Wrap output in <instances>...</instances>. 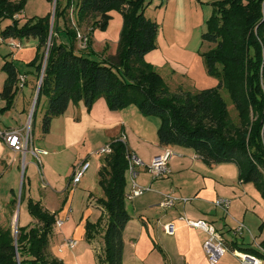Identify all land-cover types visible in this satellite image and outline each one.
<instances>
[{"label": "trees", "instance_id": "16d2710c", "mask_svg": "<svg viewBox=\"0 0 264 264\" xmlns=\"http://www.w3.org/2000/svg\"><path fill=\"white\" fill-rule=\"evenodd\" d=\"M24 1L0 0V20H11L0 31V39H37V52L31 64L32 75L36 77L34 90L47 49L31 116L32 122L43 97L45 109L40 127L43 136L49 133L52 120L63 115L69 104L82 102L88 112L100 98L110 111L132 106L144 116L159 119L156 136L160 146L190 148L207 166L235 164L238 180L253 184L264 201V0L211 3L212 12L200 38L213 46L201 56L207 74L215 77L218 84L201 91L179 89L174 93L169 91L156 69L144 60L145 54L155 48L158 33V25L144 15L147 0H76L73 10L76 27H88L89 33L106 31L112 19L110 10L121 15L115 64L90 59V39H86L87 53L76 51V34L65 19L72 0H67L63 8L56 0L52 26L50 17H45L30 19L19 27L17 18ZM61 17L71 40L68 45L57 43V21ZM2 71L6 78L0 98L9 108L19 89L20 74L12 61H5ZM222 90L227 92L234 106V119L227 110ZM110 146L112 153L105 157L99 171L98 184L104 198L97 202L106 223L103 257L96 255L97 264H123L122 232L130 220L124 209L127 146L118 140L112 141ZM23 186L24 181L22 190ZM23 200L21 192L20 204ZM11 203L15 204L14 200ZM26 207L35 221L33 225L18 226L15 238L9 227H0V264H63L48 251L55 215L31 198L27 199ZM103 220L101 217L93 224L86 223L88 243ZM229 249L235 250V247ZM245 252L258 255L253 249Z\"/></svg>", "mask_w": 264, "mask_h": 264}, {"label": "crops", "instance_id": "0c3cea01", "mask_svg": "<svg viewBox=\"0 0 264 264\" xmlns=\"http://www.w3.org/2000/svg\"><path fill=\"white\" fill-rule=\"evenodd\" d=\"M214 1L216 0H173L170 1L171 3L166 4L163 12L165 13L168 6H171L175 11L174 20L178 21L182 16L185 20L191 21L190 27L202 29L205 27V21L211 15V3ZM163 2L164 0H158L155 6L160 8ZM168 14L172 13L168 12ZM144 15L158 25L157 37L160 34V28L163 35L162 30L165 27L163 21L158 24L155 19L149 18L145 12ZM185 36L181 34L176 36L175 34L166 41L169 42V45H173L175 42L184 45L186 42L182 41ZM157 37L156 44L159 45ZM9 41L5 40L4 42L9 44ZM10 49L12 52L17 50L11 47ZM160 49L145 54V62L157 68H163L165 62L168 65V62L172 60ZM217 84L218 82L215 86ZM104 104L103 99L97 100L89 112L82 102L76 105L69 104L65 113L61 115L63 118L62 134L59 133L60 136L56 137L59 138L62 147L70 148L71 143L82 142L88 130H97L103 132V134H108L110 142L124 136L127 149L145 164L150 163L154 157L160 155L166 148L173 153L169 160L170 172L163 179L152 181L143 167L137 168L136 184L149 190L133 200L124 197V209L130 220L122 232L123 264H208L202 249V243L206 238L205 234L199 229L187 226L179 219L181 215L191 220L204 219L212 224L222 235L229 248L234 249L235 247V249L241 251L253 249L258 255L260 251L264 250V241L259 244L256 243V238L251 234L249 235L250 241H247V244H244L245 241L242 235L238 236V239L233 235L234 224L242 223L248 229H254L253 222L262 220L264 216L263 199L259 197L260 195L252 185L241 183L238 180V169L235 164L221 163L207 166L190 148L160 146L156 134L149 138L147 129L139 123L144 122L141 115H139L140 113L132 109V106L126 110L111 112ZM101 110L102 116L99 115ZM126 112H128V117H126ZM132 117L135 118L132 119ZM55 120L52 121L49 133L45 135L44 139L47 141L42 142L40 148H36L41 151L39 154L41 164L43 163L41 157L47 156L44 159L45 168H41L43 175L41 182L44 181L49 189H44L43 194L39 196V200L37 198L33 200L39 202L42 208L50 214L55 215V223L62 222L60 227L56 224L53 226L49 240L50 254L64 264H92V262L97 264L96 244L93 239L88 243L85 234L87 222L93 224L99 218L105 219L106 217L97 202L98 199L104 198V193L98 181L99 171L104 166L105 161H99L94 169L92 168V172L95 173L97 179V188L85 184L78 191L67 193L66 190L69 187L73 172L70 176L69 174L66 177L60 176L58 171L55 170L58 167V161L53 163V155H47L45 150L47 148L52 149L51 147H54L57 142L54 131L60 121ZM19 128H23V125H12L0 129ZM84 142H86V139ZM43 152L45 153L43 154ZM92 154V151L85 147L80 154H76L79 156L78 160L74 161L71 166L77 167L82 161H87L86 157ZM22 158L23 156L20 153L12 151L0 140V178L6 173L7 168L10 169L14 166L18 170L19 161H22ZM88 167L86 170H88ZM124 177V193H127L130 190L131 181L127 172H125ZM27 183L30 184V178L28 177ZM70 190L72 189L70 188ZM13 191V189H10L11 199L0 205V221L5 217L8 204H11V201L14 200ZM168 194H172L176 201L171 207L163 208L161 204ZM217 197L231 200L228 215H224L214 207L213 201ZM180 199H187V202L182 203ZM260 212L263 213L261 217H259ZM227 219L231 220V225L227 222ZM17 222L19 223V214ZM168 223L174 227L172 235L166 234L164 230V226ZM29 225H32L31 222L26 226ZM0 227L5 226L1 224ZM240 237L241 239H239ZM67 239L76 240V246L72 249L65 247L64 241ZM52 245L56 249L55 253L51 250ZM236 264H240L238 260Z\"/></svg>", "mask_w": 264, "mask_h": 264}, {"label": "rangeland", "instance_id": "374dc122", "mask_svg": "<svg viewBox=\"0 0 264 264\" xmlns=\"http://www.w3.org/2000/svg\"><path fill=\"white\" fill-rule=\"evenodd\" d=\"M147 1L148 5L145 9V14L149 18L155 19L158 24H161L163 21L165 25L164 29L162 30L163 35L160 31L161 28L159 29V36L157 37L156 35L159 40V45L155 42V48L150 52L156 49L159 50L161 48L160 50H163V52L166 53V55L172 60L168 62V65L165 62L163 68H157L153 66L164 79L169 88V91L174 93L181 89L183 91L195 92L213 88L218 81L215 77L207 74L201 56V53L207 51L213 46L212 44H209L207 42H202L200 38L201 33L203 32L205 27H203L202 29L190 27L191 21L187 19L185 20V18L182 16L178 21L174 20L173 18L175 16V11L171 8V6H168L167 11L164 13L163 9L166 4L171 3L170 1L164 0L160 8L155 6L158 0ZM55 2L56 0H25L21 12L18 14V18L17 15L14 16L18 20V26H23L30 19H39L45 17H50V26H52L53 19L51 20V18L54 14ZM58 4L63 8L67 4V0H58ZM75 5L76 0H72V5L67 12L68 18L65 19L67 26L76 34V51L87 53L88 50L85 47L87 43L86 39H90L92 52L88 54L89 58L92 60H106L112 64H115V55L122 28L121 15L114 9L110 10L109 14L112 16V19L110 20L106 31L101 32L99 30H95L93 33H89L88 27H76L74 15L75 13L73 12ZM168 12L172 14H168ZM10 23V19L0 20V31ZM57 25V43L68 45L71 40L68 34L65 32V25L62 17L58 18ZM175 34L176 36H178V34L185 36L186 34L182 41L186 43L184 45H180V43L175 42L173 45H169V42H167L166 39H169L170 36ZM49 39L50 36L48 38V41ZM180 39L182 38L180 37ZM4 41H1L0 39V91L6 78V74L2 71V66L5 61H12L18 74H24L26 76L27 82L25 81L26 84L24 83L23 87L17 90L12 100V104L9 108H7L6 101L0 98V128L4 129L7 126L12 125H23V128H26L27 123L30 119L29 127L31 143L33 144V147L40 148V146H42L41 143L47 141L44 139L45 136L41 134L40 129L41 119L45 109V99L43 97L40 99V103L36 109L35 117L33 119L34 123L33 121L31 122V118H29L30 110L35 97L33 85L35 86L36 81V77H32L33 66L31 64L36 56L38 41L36 38L32 37L23 39V46L13 52L10 49V45ZM221 95L227 104V110L230 114V117L234 119L236 116V111L228 97L227 92L225 90H222ZM104 105H106V103ZM128 108L129 107L122 110H126ZM132 109L140 113L135 107H133ZM99 115L102 116V110L100 111ZM139 115H141V119H143L144 121L139 123L142 124L145 129H147L149 138L153 135L155 136L157 127L159 126V119L156 116H144L142 114ZM126 117H128V112H126ZM133 118L135 117H132V119ZM55 119H58L60 121L57 123L55 127L56 130L54 131V137L57 142L54 147H51L52 149L47 148L45 150L47 152V155H53V163H56V161H58V167L56 166L57 169L55 170L56 172L58 171V174L60 176L66 177L68 174L70 176L71 172H73L74 168L76 167H72L71 164L74 161L78 160L79 157L76 154H80L81 151L85 149V147L91 150L93 153L92 155L86 157L89 167L88 170H86V172L84 173V177L74 188H72V186L69 184V187L66 190L67 193L69 191L70 193L75 190L78 191L85 184L90 187L97 188V179L95 173L93 174L92 172V168L94 169L95 165L99 161L104 162L106 154H95V152L97 149L99 150L100 147L110 143L108 134H103V132H99L97 130H88L84 138V140L86 139V142H84L83 140L82 142L77 144L71 143L70 148H64L62 147V143L59 142V138H56L60 136V134H62L63 118L62 116H59L57 118H54L53 120L56 121ZM68 153L70 154L68 155ZM46 157V155L41 157L43 163L38 166L36 159L33 158L29 153H27L24 155V161H19L18 170L14 166L10 169L7 168L6 173L3 174L0 178V205L5 204L9 199H11L10 189L14 190L13 199L15 204H8L5 217L0 221V223L5 226L3 228L9 227L11 229V233L14 238L17 235V227L19 226V224L20 226H26L30 222L32 225L35 223V221L31 218L27 211L26 202L28 198H31L32 200H35V198H37L39 200V196L42 195L44 189L48 187L44 181L43 183L41 182V180L43 179L41 168H45L44 159ZM27 177L30 178V184L27 183ZM22 180H24L23 190ZM249 184L252 185V187H254V190L257 191L258 195H260V192L256 189V187L251 183ZM70 188L72 190H70ZM21 192L24 194V200L20 204ZM16 213L19 214V223L17 222V224H15ZM262 214L263 213L260 212L259 217H261ZM228 219L227 222L231 225V220ZM104 221L106 220L104 219L101 226L97 228V230L92 234L94 235L93 241L96 244V252L101 258L103 257L102 237L106 223ZM253 225L255 227L254 229H248V227H246L245 225L247 230L244 229L242 234L245 241L244 244H247V241H250V234L256 238V243L259 244L264 241V216L262 217V220L260 219L259 221L256 220L255 222H253ZM235 227L236 224H234L233 228L235 229ZM236 239H238V236H236ZM239 239H241V237ZM53 245L51 247V250L53 253H55L56 249L55 247H53ZM230 250L231 249L227 247V251L217 261L216 264H236L237 260L235 256L230 252ZM48 251L50 252V249ZM65 258L66 260H68L67 257ZM91 260H93V258H91ZM92 264H94V262H92Z\"/></svg>", "mask_w": 264, "mask_h": 264}, {"label": "built area", "instance_id": "2783aa9c", "mask_svg": "<svg viewBox=\"0 0 264 264\" xmlns=\"http://www.w3.org/2000/svg\"><path fill=\"white\" fill-rule=\"evenodd\" d=\"M167 1H173V0H167ZM9 45L12 49H20L22 47V40L14 41L13 39H10ZM47 51V49H46ZM45 66V58L44 62L42 64L41 73L35 88V97L34 101L30 110V117L33 114L34 108H35V102L36 97L38 93V88L40 85V81L43 76V70ZM26 76L24 74L19 75L18 80V87L22 88L25 81ZM30 119L27 123L26 128H19V129H7V130H1L0 129V140L14 152L20 153L23 158L22 161H24V155L29 153L33 158L36 159V162L38 166L41 165V161L39 158V154L41 151H38L36 148L33 147L31 143V136H30ZM118 141H121L122 143H125L124 136H121ZM111 142L103 147H101L95 154H106L110 155L112 153V148L110 146ZM45 152H43L44 154ZM173 156V153L169 149H164V151L160 154L154 157L150 163L145 164L141 159L136 157L134 154H132L128 149L126 152V160H127V168L126 172L129 175L130 181H131V187L130 190L127 193H124V197L128 200H133L137 197H140L145 192H147L149 189L145 187H141L136 184L135 178L137 175V168H144L146 173L149 174L152 181L160 180L168 176L170 170H169V160ZM88 167L87 161H82L73 171L71 179H70V185L72 188L76 187L80 180L82 179V176L84 172L86 171ZM176 199L172 196V194H168L165 196L164 201L162 202L163 208H169L171 207ZM180 202L186 203L187 199H180ZM231 200L224 197H217L213 201V205L215 208L219 209L224 215L229 214V208H230ZM181 221H183L187 226L199 229L201 230L206 238L204 242L202 243V249L206 256V259L209 264H216L217 261L223 256V254L227 251V245L226 241L222 237V235L216 230V228L205 221L204 219H197V220H191L186 218L184 215H181L179 217ZM56 226L60 227L62 222L58 221L55 223ZM244 229L246 230L245 226L242 223H237L233 235L234 236H241L243 234ZM164 230L166 234L172 235L174 232V227L172 224H167L164 226ZM77 242L74 239H67L64 241V246L72 249L76 246ZM230 252L235 256V258L239 261L240 264H264V250L260 251L259 255H255L249 252L241 251V250H230Z\"/></svg>", "mask_w": 264, "mask_h": 264}, {"label": "water", "instance_id": "95a60500", "mask_svg": "<svg viewBox=\"0 0 264 264\" xmlns=\"http://www.w3.org/2000/svg\"><path fill=\"white\" fill-rule=\"evenodd\" d=\"M52 19H53V16H52L51 20H52ZM46 55H47V51H46V53H45V59H46ZM38 90H39V88H38ZM17 218H18V213L16 214L15 224H17Z\"/></svg>", "mask_w": 264, "mask_h": 264}]
</instances>
